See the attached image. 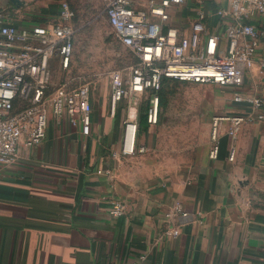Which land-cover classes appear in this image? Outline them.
<instances>
[{"label":"crops","instance_id":"0c3cea01","mask_svg":"<svg viewBox=\"0 0 264 264\" xmlns=\"http://www.w3.org/2000/svg\"><path fill=\"white\" fill-rule=\"evenodd\" d=\"M200 1L169 11L183 35ZM15 3L0 0V7L20 27L59 19L58 11L40 7L19 15ZM246 22L260 32L254 64L240 87L204 85L194 130L171 132L146 121L137 152L123 155L124 106L112 116L111 88L92 89L89 137L52 118L46 139L23 148L17 166L0 172V264H124L140 257L141 264H264V124L240 127L234 161L229 120L219 123L217 143L212 139L215 118L258 113L236 95L264 99V18L253 13ZM148 102L146 94L142 107ZM215 144L219 153L211 158ZM115 200L126 206L119 218L109 215ZM178 203L187 218L168 217Z\"/></svg>","mask_w":264,"mask_h":264},{"label":"built area","instance_id":"2783aa9c","mask_svg":"<svg viewBox=\"0 0 264 264\" xmlns=\"http://www.w3.org/2000/svg\"><path fill=\"white\" fill-rule=\"evenodd\" d=\"M101 1L118 41L135 56L132 64L110 73L112 116L124 106L125 156L137 152L140 110L146 94L147 122L157 124L158 93L164 79L240 87L246 70L254 64L260 32L246 19L253 13L264 18V0H226L220 6L213 0H201L187 35L182 34L181 25L172 22L169 12L185 5L187 0ZM70 19V10L63 5L54 24L23 28L16 24L11 12L0 7V172L17 166L23 148L32 149L46 139L52 118L57 126L67 124L82 137L91 134L93 84L69 77L76 36V30L66 23ZM216 25L223 28L222 34L212 29ZM235 101L258 113L214 119V143L219 123L226 119L231 123L230 161L235 160L240 127L251 121L264 124V99L238 94ZM218 153L215 144L210 157L216 158ZM125 210V204L115 200L109 215L119 218ZM177 214L189 216L179 203L168 217ZM169 234L178 237L180 230L176 227ZM143 260L140 257L124 264H141Z\"/></svg>","mask_w":264,"mask_h":264},{"label":"rangeland","instance_id":"374dc122","mask_svg":"<svg viewBox=\"0 0 264 264\" xmlns=\"http://www.w3.org/2000/svg\"><path fill=\"white\" fill-rule=\"evenodd\" d=\"M20 1L23 3V0ZM63 5L69 8L71 14V19L66 23L76 30L69 77L91 82L97 94L109 91L110 73L132 64L135 56L118 41L114 29L103 13L101 0H33L28 2V6L22 4L17 9L20 11L19 15L23 10L28 11L29 7L51 9L60 13ZM16 16L18 17L17 14ZM204 85L206 84L164 80L158 93V122L152 126L167 128L171 132H178L180 127L187 131L199 127L202 116L196 112L202 109L201 98L208 93L203 89ZM148 107L149 104L142 107L141 113L147 114ZM145 124L143 119L139 122L138 133Z\"/></svg>","mask_w":264,"mask_h":264},{"label":"trees","instance_id":"16d2710c","mask_svg":"<svg viewBox=\"0 0 264 264\" xmlns=\"http://www.w3.org/2000/svg\"><path fill=\"white\" fill-rule=\"evenodd\" d=\"M164 80H170V79H164ZM163 80V81H164ZM149 104V103H148ZM149 108V107H148ZM141 110H142V107H141ZM141 110H140V122L142 121V119H143V121H147V114H142L141 113ZM148 111H146V113H147Z\"/></svg>","mask_w":264,"mask_h":264},{"label":"water","instance_id":"95a60500","mask_svg":"<svg viewBox=\"0 0 264 264\" xmlns=\"http://www.w3.org/2000/svg\"><path fill=\"white\" fill-rule=\"evenodd\" d=\"M15 4L17 5V7H20V6H22L23 3L20 0H16Z\"/></svg>","mask_w":264,"mask_h":264}]
</instances>
